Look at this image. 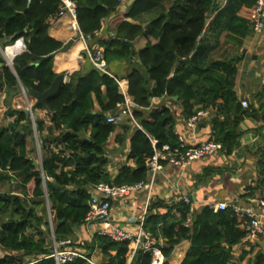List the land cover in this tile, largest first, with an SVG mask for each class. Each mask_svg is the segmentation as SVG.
Masks as SVG:
<instances>
[{"label":"trees","instance_id":"trees-1","mask_svg":"<svg viewBox=\"0 0 264 264\" xmlns=\"http://www.w3.org/2000/svg\"><path fill=\"white\" fill-rule=\"evenodd\" d=\"M73 1L79 30L90 36L88 45L100 46L107 63H128L127 91L136 105L132 113L140 128L106 122L105 115L116 109L123 96L113 77L93 67L67 73V81L45 101L46 106L34 110V118L26 116L24 108L8 105L6 116L11 121L0 126V186L13 182L19 191L0 190V250L4 252L0 264H23L31 257L37 260L32 264H55L48 257L46 199L54 238L59 241L73 238L82 226L90 185L145 181L154 154L150 138L157 140L156 148L178 144L173 100L181 105L185 118L199 109H210V138L221 142L227 152L239 143L243 117L261 121L259 129L264 128V85L252 95L258 108L253 103L243 107L234 90L240 59L210 60L213 48L205 41L198 43L202 35L224 34L225 40L241 47L252 32L249 25L255 0H132L124 12H118L122 3L118 0ZM61 4V0H0V48L19 39L24 43L23 51L12 60L14 72L0 52V105L19 94L21 87L34 103L30 90L43 92L59 74L54 70V57L63 44L49 35L48 28L58 19ZM156 7L160 13L143 27L142 17ZM108 18V24L115 27L113 35L102 34ZM140 37L146 42L135 49L134 42ZM34 129L41 150L39 164H34L36 148L30 152L27 147ZM113 135L116 143L126 142L128 149L114 176L107 170L106 149ZM258 153L256 186H248L241 197L252 198L255 190L263 191L264 144ZM188 218L190 223L185 225ZM247 222L244 214L230 206L217 211L202 206L190 212V205L182 199L171 204L156 199L148 206L144 225L163 239L166 259L182 240L189 241L180 264L243 260L264 264L258 246L242 241ZM241 242L242 252L235 258L233 247ZM76 245L88 258L100 252L101 264H150L149 253L141 251L128 262L130 241L94 233ZM64 264L89 263L76 258Z\"/></svg>","mask_w":264,"mask_h":264},{"label":"crops","instance_id":"crops-1","mask_svg":"<svg viewBox=\"0 0 264 264\" xmlns=\"http://www.w3.org/2000/svg\"><path fill=\"white\" fill-rule=\"evenodd\" d=\"M131 1L132 0H123L118 12H124ZM217 1L223 2V0ZM160 11L161 9L156 7L153 11L145 14L142 17V21H144L142 26H146L153 17L160 13ZM127 20L134 22L132 19ZM108 21L109 18L106 19L102 34L111 33L113 35L115 27H111L108 24ZM71 22V18L67 15L58 17V19L48 28L49 35L64 44L76 34V31L71 28ZM251 34L252 35H248L249 37H246L241 47L228 41L225 45L222 40L224 34H222L219 39H217V37L215 38V35L213 36L212 33H208L207 38H201L202 35L198 38V43L205 41L208 48H213L209 55L210 60H229L234 56L240 58L242 55L245 58L247 53H257L260 55L262 51L257 50L262 48L264 41H256L255 43H252L248 40L253 36L258 39L260 34L264 36V30L259 35L252 32ZM145 42L146 39L144 37L137 39L134 42L135 49L143 47ZM86 44H88V42L79 39L75 40L68 50H59L54 57L55 72L65 73V77L67 78V73L72 70L81 68L83 71H86L92 68L88 58L82 55ZM230 56L233 57L229 58ZM108 69L117 79L127 81L128 83L126 75L129 66L127 62L108 63ZM240 71L242 70L238 65V78L236 79L234 86L236 95L239 100L244 99L248 101L249 104L253 103L255 108H258L259 103L252 100V95L261 85H264V71H260V73L249 71L245 74H240ZM164 100L169 101L167 99ZM173 101L172 103L175 104L176 107V110L174 111V129L179 132L187 144L193 145L198 141L211 139L210 117L213 116V113L208 109L210 112L209 115L202 119L196 129L190 130L184 125V120L186 118L184 117L181 105L175 100ZM261 124V121H256L252 117H243L239 124V128L243 133L239 139L237 147L230 152L223 149L210 157L192 162L183 170L164 163L162 171L157 175L156 180L152 185L148 204L156 199H162L166 203L171 204L172 202L181 200L183 197H187L189 199V205L193 210L205 206L207 202L211 201H225L228 203L237 202L246 206L253 205L263 226V233L258 237L255 244L264 254V207L255 204L257 200L264 201V185L262 193L260 190H255L252 198L241 197L247 192L248 186H256L258 171L256 160L259 156L258 149L264 144V128L259 129ZM119 132L120 131L118 130L116 133ZM125 151L127 155L128 149L126 148ZM107 170L112 176L116 175L118 171V169L113 170L110 166H108ZM128 200H131V202L121 203L114 201L112 203L110 217L115 224L122 223L130 214H139L141 208L145 204L146 195L143 193L135 194L129 197ZM160 211L162 210L160 209ZM131 229H133V227H131ZM93 230V227L88 228L87 231L83 227H80L75 231V236L79 240H89L91 238L89 233H92ZM159 239L163 244V239L160 237ZM241 244L242 242L233 247L235 258L239 257L242 252L243 248ZM189 245V241L182 240L174 247L169 258H165V261H167L168 264H180ZM246 249L247 248H245V250ZM95 260L97 259L95 258ZM98 263L101 264V261L99 260ZM235 264L249 263L243 260L236 262Z\"/></svg>","mask_w":264,"mask_h":264},{"label":"built area","instance_id":"built-area-1","mask_svg":"<svg viewBox=\"0 0 264 264\" xmlns=\"http://www.w3.org/2000/svg\"><path fill=\"white\" fill-rule=\"evenodd\" d=\"M118 1L122 2L123 0ZM61 3V7L57 13L58 17H62L64 15L69 16L72 20L71 28L77 32L79 27L76 22V3L73 0H61ZM249 27L254 34H260L264 30V0H255ZM80 35V39L83 41L88 42L90 40V36H84L82 32ZM110 35L112 34L110 33ZM84 56L88 58L93 68H95L100 73L110 75L116 80L118 84V91L123 96V101L117 103L116 109L112 112H108L105 115L106 122L113 125L129 123L133 127L140 128L139 124L133 117L132 112L136 105L134 104L133 98L128 94V83L127 81L117 79L109 71L108 63L103 56L102 48L98 45L90 47L88 44H86L84 46ZM66 81L67 78L65 77V82ZM240 102L243 107L248 106L246 100L243 99L240 100ZM171 104L175 111V104ZM209 110H197L194 114L190 115L184 120V125L190 130L196 129L202 119L209 115ZM174 134L178 141V144L175 147L163 145L160 148H156L157 140L150 138L151 145L154 149V154L149 160L147 177L145 181L136 182L134 184L100 182L96 185H90L87 190L89 196L86 202L88 211L85 215L81 228L83 227L87 231L88 228L93 227V232L89 233L91 237L94 233H97L101 236L109 237L115 241H130L132 243V251L128 262L137 251L149 253L150 264H164L165 262L160 239L156 237L150 230L146 229L144 225L149 206L148 200L152 185L154 184L157 175L162 171L163 164L165 163L169 166L183 170L192 162L210 157L224 149L221 142L215 141L213 139L201 140L193 145H188L184 138L175 129ZM140 193L146 195V201L141 208V212L137 215L130 214L122 223L115 224L110 217L112 203L114 201L121 203L131 202V200H128V198L132 195ZM182 200L189 204V199L187 197H183ZM255 204L264 207L263 200H257ZM205 206L214 211L222 210L230 206L233 211L244 214V216L248 218V222L244 227L245 235L242 241L248 246L255 245L258 237L263 233V226L261 224L260 217L255 211L253 205L246 206L237 202L228 203L225 201H211L207 202ZM192 211L193 209L190 207V212ZM48 221L50 226L49 239L51 248V254L48 257H52L55 261V264H64L65 262L73 261L76 258H82L89 264H99L93 257H86L85 252L76 245L77 242L80 241L78 238H76V236H74L75 238L69 237L59 241L55 240L49 206ZM189 223L190 218L186 220L185 225H188ZM131 227H133V229H131ZM35 262H37V260L32 259L31 261H25L23 264H32Z\"/></svg>","mask_w":264,"mask_h":264},{"label":"rangeland","instance_id":"rangeland-1","mask_svg":"<svg viewBox=\"0 0 264 264\" xmlns=\"http://www.w3.org/2000/svg\"><path fill=\"white\" fill-rule=\"evenodd\" d=\"M250 35H252V34H250ZM220 36L217 37V39H219ZM258 37L259 38L256 39L253 36L248 41H250L252 43H255L256 41H259V42L264 41V36L262 34H260V36H258ZM215 38H216V35H215ZM222 40L224 41V43L226 45L227 40L225 41L224 37H222ZM262 48L257 50V51H259V50L262 51L260 53V55H258L257 53H250V54L247 53L245 58L242 55V57L244 59L242 57L239 58V57L234 56V58L240 59L239 63L237 64V65H239V67L242 70V71H240V74H245L249 71H255L258 73H260V71H264V61H263L264 60V44H263ZM23 49H24V47H23ZM231 57H233V56H230L229 58H231ZM3 58L5 61L9 62L7 60V58H5L4 54H3ZM247 103L249 104L248 101H247ZM32 104H33V101L31 100V98L30 97L28 98L23 91H21L19 94L15 95V96H13L12 98L10 97L9 99H6V101H3L2 104L0 105V126H4L11 121V118L6 116V108L8 105L10 107L12 105L13 107L27 108L28 105H32ZM36 112L40 113L41 111L37 110ZM33 118H34V115H33ZM27 142H28L27 147H28V150L30 152H31V150H34V148H36V154L34 153V156L36 157V161L39 164L40 163L41 150H40L39 143L37 141V134L34 132L33 137H29L27 139ZM106 149H107V154H108L107 158L109 159V165L108 166H110L113 170L119 169V167L122 165V163L125 162L126 142L119 145L118 143H116L114 135H113L112 138H110L109 142L107 143ZM29 155L33 156V154H31V153H29ZM0 190L1 191L12 190L13 193H18V191H19V189H16L15 184L13 182L12 183H6L4 186H0ZM47 201L48 200H46V204L48 205L49 202L47 203ZM48 206H47V211H46L47 219H48ZM49 237H50V235H49ZM49 241H50V239H49ZM3 253L4 252L2 250H0V257L3 256ZM93 256H94V258L97 259V262L99 260L100 261L104 260V258H102L103 255L100 252H95ZM32 259H35V258H32V257H31V259L27 258L26 261H31Z\"/></svg>","mask_w":264,"mask_h":264},{"label":"water","instance_id":"water-1","mask_svg":"<svg viewBox=\"0 0 264 264\" xmlns=\"http://www.w3.org/2000/svg\"><path fill=\"white\" fill-rule=\"evenodd\" d=\"M81 34V31L78 30L76 32V34L70 38L69 40H67L63 46L60 48L61 51H66L73 43L75 40L79 39L80 38V35ZM22 44H23V47H24V43H23V40L22 39H19ZM6 48V47H5ZM23 51V50H21ZM20 51V52H21ZM0 52L2 53L3 55V52H4V48H0ZM19 52V53H20ZM17 53V54H19ZM15 54L14 57L17 55ZM13 57V58H14ZM12 58V60H13ZM6 64L12 69L13 71V67H12V61L11 62H7L6 61ZM1 66V64H0ZM14 72V71H13ZM65 83V73H59L55 78L54 80L51 82L50 86L44 90L43 92L39 93V92H36V91H33V90H30V95L32 97L35 98V102L32 104V105H28L27 108H24L23 111L24 113L26 114V116L28 117H31L33 118V112L34 110L37 109L38 106H42V107H45V101L53 94H55L57 92V90ZM22 91L24 92L23 88L21 87ZM34 132H35V129H34ZM36 133V132H35ZM37 161H34V164H36Z\"/></svg>","mask_w":264,"mask_h":264},{"label":"bare ground","instance_id":"bare-ground-1","mask_svg":"<svg viewBox=\"0 0 264 264\" xmlns=\"http://www.w3.org/2000/svg\"><path fill=\"white\" fill-rule=\"evenodd\" d=\"M23 49V44L20 40H17L13 45L7 46L4 49V56L7 58L9 62L12 61V58L14 57L15 54L19 53Z\"/></svg>","mask_w":264,"mask_h":264},{"label":"clouds","instance_id":"clouds-1","mask_svg":"<svg viewBox=\"0 0 264 264\" xmlns=\"http://www.w3.org/2000/svg\"><path fill=\"white\" fill-rule=\"evenodd\" d=\"M5 49V48H4ZM50 227V226H49Z\"/></svg>","mask_w":264,"mask_h":264}]
</instances>
